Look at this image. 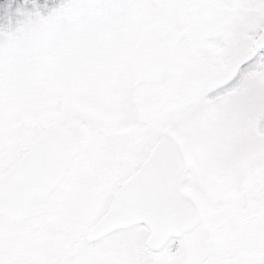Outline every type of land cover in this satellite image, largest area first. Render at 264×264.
Instances as JSON below:
<instances>
[{"label": "snow or ice", "instance_id": "snow-or-ice-1", "mask_svg": "<svg viewBox=\"0 0 264 264\" xmlns=\"http://www.w3.org/2000/svg\"><path fill=\"white\" fill-rule=\"evenodd\" d=\"M116 9L183 11L190 31L178 44L157 36L147 52L128 58L115 75H103L99 86L61 88L42 101L54 104L66 125L83 129L77 154L65 161L68 177L91 173L102 186L77 221L83 238L65 264H113L117 233L89 237L129 182L166 147L182 153L186 183L199 178L216 163L225 104L245 90L264 91V0H0V99L13 68L49 71L61 63L65 41L92 29L95 13ZM144 96L151 98L147 109L137 102ZM129 126L137 128L135 136L122 133ZM29 131H21V142ZM6 148L0 136V152ZM6 173L0 168V177ZM3 220L0 213V228ZM3 241L0 234V264H10Z\"/></svg>", "mask_w": 264, "mask_h": 264}, {"label": "rangeland", "instance_id": "rangeland-1", "mask_svg": "<svg viewBox=\"0 0 264 264\" xmlns=\"http://www.w3.org/2000/svg\"><path fill=\"white\" fill-rule=\"evenodd\" d=\"M125 18L129 20L124 22L123 37L134 36L137 30L141 32L143 27L140 20L133 18L132 13L125 15ZM126 43L121 52L125 54L123 62L147 49L146 42H140L143 46L139 51L133 50V54H127L129 46L133 47V41L129 45L128 41ZM84 49L82 38L65 41L61 63L50 65L49 71L33 68L19 72L13 68L4 96L0 99V123L17 130L19 123L27 116H35L43 123L53 120L65 123L63 113L57 111L54 104L42 101L54 90H81L90 84L99 86L103 83L102 76L97 73L93 76L98 83L85 74L90 65L97 68L99 64L92 59L90 61ZM96 59L102 66L98 69L110 71L112 65L109 59ZM144 99L150 106L151 98L144 96ZM98 119L105 121L104 114L99 113ZM221 122L223 126L218 139L220 150L214 167L199 178L183 184L184 190L203 205L204 220H199L195 229L186 231L180 239L171 238L167 245L158 242L146 246L148 241H153V234L144 224L114 231L117 235L109 252L113 264H204V256V260L211 264L214 261H218V264H245V249L251 239L259 237L264 225V219L259 218L264 211V91L250 89L234 95L224 106ZM130 127L132 130L136 128ZM126 136L132 137V134ZM58 230L54 236L56 241L60 244L69 241L72 246L74 238L71 236L75 231H68L63 226ZM2 235L7 236L3 242L22 243L9 244L11 257L26 258L27 264H46L51 259L52 240L48 245H31L29 236L21 232ZM45 238L46 235H39L38 240L45 242ZM174 246L180 250H174ZM165 247L168 251L161 254ZM260 248L256 246L258 251ZM73 250L64 248L62 257L65 261L66 254Z\"/></svg>", "mask_w": 264, "mask_h": 264}, {"label": "flooded vegetation", "instance_id": "flooded-vegetation-1", "mask_svg": "<svg viewBox=\"0 0 264 264\" xmlns=\"http://www.w3.org/2000/svg\"><path fill=\"white\" fill-rule=\"evenodd\" d=\"M131 13L133 14V18L140 20L143 29L141 32L137 30V33L134 36L123 37L122 30L124 22L129 20V18H125V15ZM145 30H147V33H144ZM189 31L190 24L187 20V13L183 11L142 13L136 10L127 9H116L112 11L101 10L94 15L92 29L73 41L82 38L85 45L84 53L86 57H88L90 61L92 59L94 63L99 64L97 65V68L90 65L88 71L85 72L90 79L95 80L96 77L93 76L95 73L100 76L115 75L118 70L124 66L123 56L125 54L122 55L121 52L122 49L127 46V43L124 44L125 41H128V45L133 41L132 44L134 47L131 48L129 46L130 50L128 49L127 54H133V50L139 51V48H142L143 46L140 45V42H146L147 49L143 50L147 52L154 44L157 36H163L167 43L178 44ZM96 58H101L102 60L109 59L112 65L110 71L98 69L102 66ZM96 83L98 82L96 81ZM137 102L141 105L142 109H147L149 107L145 103L144 97H140ZM50 122L43 123L35 116H27L21 121V123H19L18 130L9 128L4 123H0V136L3 137L7 145L6 150L0 152V168L7 169V173L13 169L23 155L40 139L46 125ZM62 122L64 123V121ZM23 129H29L30 131L23 138V142H21V131ZM122 133L135 136L137 134V129L134 128V130H132L129 126L123 129ZM33 135H39V138L34 143L30 140ZM3 177H0V180ZM66 178L71 182H66ZM187 179L188 175L186 174L183 184H185ZM101 191L102 186L97 183L91 173H85L79 178H71L68 177L67 170L64 178L50 194L46 203L33 214L24 219H12L3 214V227L0 228V234L12 233L13 235L21 232L22 235L29 236L28 242L31 245H38V243L40 245L44 243L45 245H48L49 241L52 240V255L51 259L47 260L46 264H59L60 260L65 264V259L62 257V251L64 248L67 251L71 250V248L75 249L77 243L83 238L81 228L78 226L77 221L89 213L91 205L96 197L100 195ZM184 191L189 193L187 190ZM260 215L259 218L264 219V211ZM60 226H63L68 231L72 229L75 231L71 236L74 238L72 246L68 243L69 241L62 243L63 245L56 241L54 236L56 235V232L59 231L58 228ZM148 229L153 234V241H148L146 244L148 247H150L151 244L158 242L167 245L170 243L169 241L171 238L177 240L186 234V231L180 233L173 232L167 239L161 240L151 228L148 227ZM193 229H191V231ZM12 235L10 238L13 237ZM39 235H46L45 242L38 240ZM3 237L4 240L7 239V236L3 235ZM66 238L68 239V237ZM3 244L9 257L10 264L28 263L26 258L20 259L11 257V248L8 247L9 244L20 245L22 244L21 241L11 243L3 242ZM256 246L261 247L259 249L260 251L257 250L258 248L256 249ZM20 250H23V248ZM204 257L202 258L204 264H211L210 262H206ZM243 258L245 259V264H264V225L259 231V237L255 240L251 239V241H249V245L245 249ZM212 264H218V261H214Z\"/></svg>", "mask_w": 264, "mask_h": 264}, {"label": "water", "instance_id": "water-1", "mask_svg": "<svg viewBox=\"0 0 264 264\" xmlns=\"http://www.w3.org/2000/svg\"><path fill=\"white\" fill-rule=\"evenodd\" d=\"M83 129L54 120L41 138L0 180V213L24 219L40 209L67 172L65 161L77 154ZM182 153L166 147L151 160L138 178L129 182L114 203L112 213L94 229L95 238L107 232L144 223L165 240L173 232L194 228L202 213L201 204L182 189L186 176ZM63 264V261H59Z\"/></svg>", "mask_w": 264, "mask_h": 264}]
</instances>
